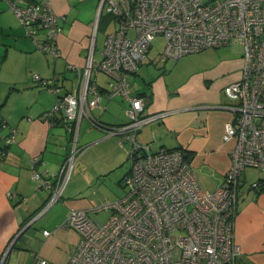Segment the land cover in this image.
Here are the masks:
<instances>
[{
	"label": "built area",
	"instance_id": "2783aa9c",
	"mask_svg": "<svg viewBox=\"0 0 264 264\" xmlns=\"http://www.w3.org/2000/svg\"><path fill=\"white\" fill-rule=\"evenodd\" d=\"M6 2L35 47L59 57L61 18L50 1ZM102 12L110 16L112 30L105 35L99 59L90 52L85 66L69 65L78 76L71 90L59 93L57 76H33L56 95L44 117L61 121L73 141L60 170L32 172L40 187L52 190L46 208L60 197L83 149L76 145L83 117L107 135L131 143L129 171L122 179L125 193L96 209L109 210L108 217L98 221L85 209L69 210L63 225L73 228L79 240L64 264H239L241 249L233 239L239 181L247 168L264 171V0H99L98 15ZM157 36L164 39L158 55L162 62L222 45L239 51L243 58L240 77L223 88L227 97L238 102L223 134L234 145L223 181L212 191L201 187L184 150L151 151L137 140L142 125L167 113L146 112L144 97L131 94L129 80ZM98 72L109 76L106 97L128 100L126 123L105 125L91 114L102 94L92 77ZM17 131L0 114V158L9 153ZM38 160L33 156V163ZM250 186L258 189L260 184L254 181ZM34 264L47 262L37 256Z\"/></svg>",
	"mask_w": 264,
	"mask_h": 264
},
{
	"label": "crops",
	"instance_id": "0c3cea01",
	"mask_svg": "<svg viewBox=\"0 0 264 264\" xmlns=\"http://www.w3.org/2000/svg\"><path fill=\"white\" fill-rule=\"evenodd\" d=\"M49 1L61 18L57 58L35 47L6 0H0V69H9L11 93L21 94L22 98L3 107L6 96L0 103V114L7 126L18 129L9 153L0 158V264H34L37 256L47 264H64L79 240L73 228L63 225L69 210L85 209L89 217L96 214L100 204L119 197L115 190L118 185L124 188L122 179L129 171L128 168L122 177L111 178L117 167L129 161L131 143L119 135H107L103 128L92 126L83 117L76 143L83 149L60 197L46 208L52 190L40 187L32 172L60 170L73 141L72 133L61 121L44 117L53 107L56 95L33 76H57L59 93L71 90L78 76L69 65L85 66L90 52L99 59L105 37L96 53V36L103 14L112 24L105 12L98 15L99 0ZM168 60L180 71L169 83L166 77L170 74L149 81L141 79L139 84L137 71L129 76L131 94L144 97L146 112L167 111L142 125L137 140L151 151L161 147L184 150L201 187L212 191L223 181L234 145V140H224L223 134L225 124L236 114L238 102L227 97L223 88L240 77L243 58L239 51L222 45ZM92 77L102 94L99 106L93 107L91 114L105 125L126 123L128 100L118 95L105 96L107 74L98 72ZM7 130L5 127L2 133ZM101 145H110L111 149L102 152ZM33 156L39 157L36 163ZM247 174L244 170L237 190L233 239L241 249L239 264H264V189L241 186ZM256 181L264 182V178ZM43 230L49 233L44 234Z\"/></svg>",
	"mask_w": 264,
	"mask_h": 264
},
{
	"label": "rangeland",
	"instance_id": "374dc122",
	"mask_svg": "<svg viewBox=\"0 0 264 264\" xmlns=\"http://www.w3.org/2000/svg\"><path fill=\"white\" fill-rule=\"evenodd\" d=\"M108 20V21H107ZM105 18V14H103V23L101 28L98 30L97 36H96V53L98 50L102 48L103 40L105 37L106 32H110L112 30V24L109 23V19ZM108 22V24H107ZM164 47V39L161 36H157L153 39L151 42L150 49L146 52L145 56L142 58V61L138 67L137 74H136V81L137 83H141V79H145L146 81L158 78L160 76H167L170 74V77H166L167 82L169 83V80L175 79L180 72L179 69L175 66L174 63H170V60H168L165 63L159 60V53L162 51ZM9 69L6 67H3L0 69V103H3V99L7 98V103L4 104L3 107H7L8 104H11L15 101V103L18 102V100H21V94L11 93L10 84L8 83V76L10 77ZM2 105V104H1ZM80 135V134H79ZM102 145L100 146V148ZM101 150L102 152L109 151L111 149L110 145H104ZM88 151V150H87ZM86 151V152H87ZM111 153V152H110ZM106 160H109L106 158ZM129 168V161L126 160L124 164L117 167L112 175L111 178L120 175L122 177V172L126 171ZM247 174V179L243 182H240L241 186H249L250 183L256 181L258 178H264V171H258L254 168H247L245 169ZM123 185V184H122ZM240 186V187H241ZM124 188H122L120 185H118V188H116L115 192L121 197L125 192ZM90 218L93 220L98 221H104L108 215L109 212L105 210H101L97 212L96 214H89Z\"/></svg>",
	"mask_w": 264,
	"mask_h": 264
},
{
	"label": "trees",
	"instance_id": "16d2710c",
	"mask_svg": "<svg viewBox=\"0 0 264 264\" xmlns=\"http://www.w3.org/2000/svg\"><path fill=\"white\" fill-rule=\"evenodd\" d=\"M1 116H2V115H1ZM2 118H3V117H2ZM260 181H261V180H260ZM260 181H258L259 184H260L258 190H260V189H264V182H260Z\"/></svg>",
	"mask_w": 264,
	"mask_h": 264
}]
</instances>
